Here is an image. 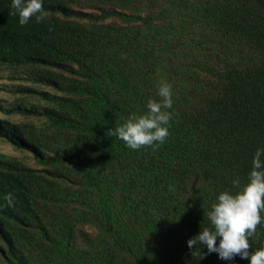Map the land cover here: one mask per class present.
<instances>
[{"label":"trees","instance_id":"obj_1","mask_svg":"<svg viewBox=\"0 0 264 264\" xmlns=\"http://www.w3.org/2000/svg\"><path fill=\"white\" fill-rule=\"evenodd\" d=\"M43 6L21 26L0 0V114L24 118L0 116V139L38 165L0 153V264H249L187 241L264 148V0ZM161 79L170 136L131 150L109 131L159 99Z\"/></svg>","mask_w":264,"mask_h":264},{"label":"clouds","instance_id":"obj_2","mask_svg":"<svg viewBox=\"0 0 264 264\" xmlns=\"http://www.w3.org/2000/svg\"><path fill=\"white\" fill-rule=\"evenodd\" d=\"M43 3L44 0H11L13 11L9 14L18 15L21 26L27 25L33 18L40 23L48 15ZM157 96L159 99L147 100L145 112H133L122 124L115 125L114 130L109 131L111 135L134 151L143 148L158 150L170 136L171 121L176 115L171 111L174 104L173 85L161 79ZM232 183L236 191L225 190L218 194L211 209L204 213L209 226L201 228L187 241V245L195 251L204 245L208 253H217L222 260L239 256L248 259L249 264H264V247L253 251L251 244L258 227L264 224V148L256 150L247 182L242 185L237 178ZM4 200L5 206H14L15 198L11 193L6 194Z\"/></svg>","mask_w":264,"mask_h":264},{"label":"rangeland","instance_id":"obj_3","mask_svg":"<svg viewBox=\"0 0 264 264\" xmlns=\"http://www.w3.org/2000/svg\"><path fill=\"white\" fill-rule=\"evenodd\" d=\"M4 75L3 69L0 67V83H9L8 81H4L5 79H2ZM12 99L11 95L7 92L0 91V100H2L4 103L8 102ZM3 118L12 119L13 121H24V118L21 116H4L1 115ZM0 153L10 156H15L17 158L25 160V162L31 166L38 167L36 162L32 159L31 155L25 151H21L18 149L13 148L10 144L5 142L4 140L0 139Z\"/></svg>","mask_w":264,"mask_h":264}]
</instances>
